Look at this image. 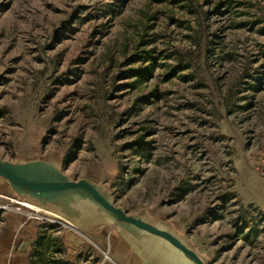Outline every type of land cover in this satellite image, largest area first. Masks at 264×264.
Returning <instances> with one entry per match:
<instances>
[{
    "label": "rangeland",
    "instance_id": "obj_1",
    "mask_svg": "<svg viewBox=\"0 0 264 264\" xmlns=\"http://www.w3.org/2000/svg\"><path fill=\"white\" fill-rule=\"evenodd\" d=\"M263 155L264 0H0L9 169L88 180L207 264H264ZM6 180L0 211L28 220Z\"/></svg>",
    "mask_w": 264,
    "mask_h": 264
},
{
    "label": "crops",
    "instance_id": "obj_2",
    "mask_svg": "<svg viewBox=\"0 0 264 264\" xmlns=\"http://www.w3.org/2000/svg\"><path fill=\"white\" fill-rule=\"evenodd\" d=\"M16 190L20 202L61 221L27 220L15 210L0 211V264H168L156 248L157 238L125 223L116 225V216L99 210L88 194Z\"/></svg>",
    "mask_w": 264,
    "mask_h": 264
},
{
    "label": "water",
    "instance_id": "obj_3",
    "mask_svg": "<svg viewBox=\"0 0 264 264\" xmlns=\"http://www.w3.org/2000/svg\"><path fill=\"white\" fill-rule=\"evenodd\" d=\"M0 176L35 193H60L66 190L84 189L87 191V194L92 198L96 205H99L105 211L111 213L113 216H116V219L119 221V223H130L138 229L147 231L152 235L162 237L181 252H183L196 264H207L193 248L186 245L179 237L175 235V233L171 232L170 230L159 228L156 225L150 224L141 218L129 214L123 208L113 204L95 184L88 180H68L58 183L39 182L22 176L16 171L9 169L1 162ZM115 224L113 223V225Z\"/></svg>",
    "mask_w": 264,
    "mask_h": 264
},
{
    "label": "bare ground",
    "instance_id": "obj_4",
    "mask_svg": "<svg viewBox=\"0 0 264 264\" xmlns=\"http://www.w3.org/2000/svg\"><path fill=\"white\" fill-rule=\"evenodd\" d=\"M38 172H39L38 175L34 176L35 178L33 180L39 181V182L40 181L41 182L58 181V180L62 179V177L64 176L59 170H57L56 168L51 167L49 165H46V164L40 165L38 167ZM84 192L85 191L82 189H75V190L62 191V192L57 193V194H62V195L67 196V197H80V196H82V194L86 193V192L85 193ZM145 221H147V220H145ZM147 222H149L150 224L156 225L159 228L169 230V228H167L166 226H164L163 224H161L159 222L151 221V220L147 221ZM125 224H128L131 227H135L133 224H130V223H125ZM142 232L147 234V235H152L147 231L142 230ZM153 236L155 238H157V242H156L157 250H159V252L163 255L164 259L167 261L168 264H193L183 252H181L179 249H177L175 246H173L169 242L166 243V247L162 252L161 251V244L163 242L160 241V239H164V238L159 237V236H155V235H153Z\"/></svg>",
    "mask_w": 264,
    "mask_h": 264
},
{
    "label": "built area",
    "instance_id": "obj_5",
    "mask_svg": "<svg viewBox=\"0 0 264 264\" xmlns=\"http://www.w3.org/2000/svg\"><path fill=\"white\" fill-rule=\"evenodd\" d=\"M263 171H264V155L262 156V162H260V166H259ZM264 173V172H263ZM42 209L41 208H36L32 211H30L28 213V220L29 219H33V218H39V219H46V220H49L51 222H56V223H59L61 220L58 219V218H54V217H50V216H43V212L41 211ZM26 238H29V235H26Z\"/></svg>",
    "mask_w": 264,
    "mask_h": 264
}]
</instances>
